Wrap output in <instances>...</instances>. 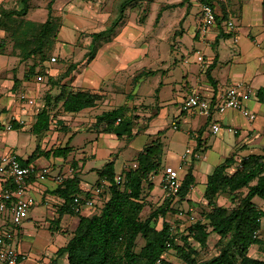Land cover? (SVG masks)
Segmentation results:
<instances>
[{
	"label": "rangeland",
	"instance_id": "rangeland-1",
	"mask_svg": "<svg viewBox=\"0 0 264 264\" xmlns=\"http://www.w3.org/2000/svg\"><path fill=\"white\" fill-rule=\"evenodd\" d=\"M49 1L0 0V79H8L12 75L16 76L23 64L26 66L25 72H29L31 77L45 76L46 82L48 81L47 87L45 90H41V93H44L43 99L45 101L47 97L51 99L50 107L54 116L52 124H56V127L52 128L53 130L51 129V132H48L46 136V138L49 136L48 144L50 143L52 148L62 146L67 143L66 140L70 136L74 137L71 143L74 145L72 146L73 152L68 154L73 166L71 165L69 169L72 167L74 172L79 162L81 165L84 163L82 176L86 187L94 186L98 178L97 169L103 168L110 160L116 159L115 164L118 170L122 168L124 163H127V167H131L142 144L159 139L164 154L161 169L143 185L142 197L145 200V207L141 212V218L146 219L150 213L166 201L162 189V178L168 167L177 169L183 174L191 165L195 168L201 166L206 174V171L209 170L207 167L210 168V166L218 163L224 153L225 144L228 142L222 133L213 134L207 130L204 135V138H207L205 157L193 160V151H191L186 162L181 164L182 154L193 146L190 143L193 141L187 134L188 126L185 123L180 129H175L172 126L175 120H179V118L175 119L174 115L181 111V103L184 99L182 100L183 96L180 95L173 102L161 107L158 106V91L161 93V98L167 99L174 90L181 89L183 81H190L191 83L197 81L200 72V63L197 61L196 54L197 48L206 54L207 62L219 56L220 60L215 64L216 66L214 65L215 76L226 77L230 74L232 78L243 79L246 77L245 80L251 81L253 75L256 74L252 85L257 87L259 78L264 72L262 71L264 69V9L261 7L260 10L261 4L258 1L246 5L244 3L246 0L240 2L238 0H216L214 6L220 7L223 12L226 2L234 7L232 11L234 10L237 14L232 13L231 17L235 28L240 30V39L236 42L234 37H229L222 39L220 44L214 45L213 43H203L194 38L199 24L197 14L199 7L194 0H134L132 6L127 9L123 23L119 24L112 33L107 34V43H111L107 47L109 49L102 51L103 54L108 55L106 57H127V59L122 60V64L128 68L116 76V71H113V68H107V65L105 66V63L101 61L102 57L97 61L93 60L87 66L84 62L86 61L85 54L91 41V34L107 29L113 24L124 0H56L53 6V23L58 25L56 29H60L62 26L63 28L59 32L58 39L56 40L54 36L45 46L46 60H43L40 54L22 59L23 54L27 52L25 50L34 47L35 41L33 39L37 32L35 25L32 26L33 24L30 25L27 22L30 21L39 26L46 21ZM241 2L244 4L245 13L248 11L251 16L252 20L248 22L251 26H247L248 23L244 19L245 13H240ZM25 7L27 8L26 11ZM24 11V14H20ZM159 12H161V16L157 19ZM226 14V12L223 13L225 17ZM22 31L26 33L23 34ZM52 33L55 34L56 32L53 30ZM54 55L58 57V60L55 63H50L49 58ZM33 64H35V69L30 70ZM49 71L54 72L55 75L50 77ZM167 71L169 72L168 75ZM106 73L110 75H107V79L103 80L99 91H106L108 95L101 96L105 100L98 104V107L93 110L95 112L73 115L64 119L70 124H65L64 121L58 122V115L62 108L61 101L57 96L63 88L66 91H69V88H87L86 86L93 85L92 80L97 82L98 74L103 76ZM68 74H72L71 82L74 83L78 80L77 77H85L84 85L62 83ZM201 75L202 78H206L205 73H201ZM221 81L224 84L226 79L222 78ZM29 82H31L30 85L38 83L37 80ZM161 85L164 87L162 90L161 88L158 89ZM129 93L132 95L127 98ZM41 96L40 94L33 96L38 106L41 105ZM123 101L130 104L132 119L136 120L132 124V135H134V130L139 133L133 139H128L129 135L113 139V137L99 134L98 131H90L96 129L91 120L96 112L116 109L115 106L123 104ZM253 103L255 107L257 105L254 110L258 113L257 119L252 123L256 129L255 137H250L249 140L245 137V149L247 150L244 151L243 148L236 147V151L230 153V155L236 156L237 163H240L244 154H250V152L261 154L263 151L264 109L259 107L257 101H253ZM62 112L64 113V111ZM145 112H149L148 115L151 118L141 115ZM197 119H201V117L197 116ZM244 119L243 116L238 117L239 121L244 122ZM149 122L150 125H148ZM157 130H162V133L153 132ZM30 131V128H27L25 132L18 133L16 131L19 134V139L14 140V143L18 153L23 157H26L35 146H38V142L34 141ZM152 133L154 134L152 135ZM10 134L11 139H13L15 134L12 132ZM232 138L234 142V135ZM4 146L3 140L0 138V149ZM242 150L243 153H241ZM84 156H88L85 162L82 160ZM48 161L49 159L46 157H41L40 160L38 158V164L41 165ZM235 166L231 167L229 172H234ZM48 182L52 183L51 180ZM151 182L154 187L150 188ZM43 184L46 185L47 183H41L39 186ZM201 186L202 192H204V185H198L197 190L199 191L196 192V195L191 194L192 199L190 195L185 199H181L179 196L178 199L170 203L166 216L160 215L153 218L151 226L160 230L166 221L171 229V234L176 236V243L183 245L182 236L188 234L187 228L198 220L206 222L203 212L211 209L202 193H199ZM245 192L246 189L235 197L222 193L218 196L217 202L231 209L239 203ZM50 201L53 203V199L50 198ZM254 201L259 208L264 209L263 199L255 197ZM44 206L40 205V209H44ZM99 211L98 205L95 212L98 213ZM36 214L38 213L36 212ZM30 217L27 219V222H30L29 226L22 229L25 233L24 246L41 250V241L38 234L36 235L34 232L37 229L43 230L38 226L34 228L36 218ZM33 217L37 216L33 215ZM46 231L48 230L46 229ZM73 232L74 230L66 229L64 231L67 233L65 237L70 238ZM40 239H43L42 235H40ZM188 240L196 248L197 256L201 260L208 259L219 252V235L215 232L210 234L206 247L199 246L191 238ZM145 242L146 238L139 235L135 251L139 253ZM248 254L264 259V252L260 250L258 245H253ZM164 256L175 264H185L175 248L167 250Z\"/></svg>",
	"mask_w": 264,
	"mask_h": 264
},
{
	"label": "trees",
	"instance_id": "trees-1",
	"mask_svg": "<svg viewBox=\"0 0 264 264\" xmlns=\"http://www.w3.org/2000/svg\"><path fill=\"white\" fill-rule=\"evenodd\" d=\"M133 1L124 0L122 2L117 18L109 28L91 34V41L85 54L87 63L93 60L100 47L107 43V34L112 33L119 24L123 23L127 9L132 6ZM204 1L209 2L216 13V6H214L216 0ZM55 2L56 0H50L48 3L46 21L39 26L36 23L27 22V24H33L32 26L35 25L37 32L34 34V47L25 50L27 52L23 54L22 59L40 54L42 59L46 60L44 48L54 36L56 40L58 39L61 30V28L56 29L58 25L53 23ZM25 11L20 14H24ZM197 14L199 18V12ZM160 16L161 12H159L157 19ZM220 17L216 13L215 25L226 24L225 15ZM53 30L56 32L55 34L52 33ZM22 32L23 34L26 33ZM21 47L24 49L23 46ZM31 69H35V64L30 67ZM206 74L209 80L215 84L216 82L211 76V66L206 70ZM25 75L29 77L30 73L25 72ZM16 82L17 78L15 77V84ZM216 95L217 93L212 99L214 103L217 101ZM101 96L100 93L87 89L71 88L66 91L63 88L57 97L62 102L64 112L74 113L95 106ZM257 97L260 102L264 103L263 87L257 90ZM49 98L47 97L44 106L38 111L37 119L31 128L34 134H41L50 128L51 99ZM133 120L132 116L124 115L123 107L120 106L98 114L94 126L101 128L102 131L116 133L118 136L125 133L131 135ZM158 133H162V131ZM201 146L200 143L199 147ZM72 149L70 142L46 151L38 145L29 157L23 159L19 156V158L23 165H29L42 155L67 157ZM162 157L163 146L161 141L156 139L144 146L131 167L116 172L115 160L113 159L99 169V179H106L108 183L98 197L102 201L99 207L100 211L88 216L80 215L76 229L66 244L59 248L58 255L65 253L68 264H175L164 256L167 250L175 248L185 264H264V259L248 254L253 245H258L260 250L264 252V224L262 226L259 220L264 219V209L259 208L254 201L255 197L264 200V155L262 153L244 155L240 163L238 162L239 164L236 162V156L231 155L221 164L215 166L207 177L204 191V198L211 207L210 210L203 212L206 222L198 220L192 223L187 228L188 234L182 236L183 245L176 243V236L171 234V229L166 221L160 230L151 226L153 218L160 215L166 216L172 202L171 199L166 198V201L150 213L146 219L141 218V212L145 207V200L142 197L143 185L150 179L152 173L157 174L158 170L161 169ZM234 166L235 171L229 172V169ZM118 174L125 178L121 184L115 181ZM61 175L63 179L59 182L55 192L65 197L66 203L65 206H62V210H69L73 214L77 213L73 209L72 203L75 196L81 194L79 193L81 182L79 173L73 172L72 177H66L63 173ZM194 182L195 178L190 170L182 180L179 193L181 199L187 197ZM151 187H154L152 182L150 183ZM245 189L246 192L240 198L239 203L231 209L218 204L217 198L220 194L227 193L235 197ZM259 227H262V231L259 236L255 237L254 234ZM212 232L219 235V252L208 259L201 260L197 256L196 248L191 245L188 239L191 238L199 246L206 247ZM139 235H143L146 242L138 253L135 251V247ZM48 264H57V262L51 260Z\"/></svg>",
	"mask_w": 264,
	"mask_h": 264
},
{
	"label": "crops",
	"instance_id": "crops-1",
	"mask_svg": "<svg viewBox=\"0 0 264 264\" xmlns=\"http://www.w3.org/2000/svg\"><path fill=\"white\" fill-rule=\"evenodd\" d=\"M243 1V0H238ZM255 1L260 2V10L261 7H263L264 9V0H246V2L244 1V3H246V5L249 4H254ZM243 5L241 2L240 5V13L243 14L245 13V9L243 10ZM88 7V6H87ZM216 13L218 16L223 15V10L216 6ZM232 9H234V7L232 5H230L229 2L225 3V9L224 11L227 13L226 14V21L232 16V13H236L234 12V10L232 11ZM242 16V15H241ZM220 17V18H221ZM244 19H246L247 23L251 22V16L249 14L248 11H246V13L244 14ZM243 19V21H244ZM224 24V25H222ZM264 25V24H263ZM247 26H251L249 23L247 24ZM63 26L61 27L62 30ZM60 30V32H61ZM239 28H235V29H229V27L227 26V22L225 23H221V24H217L214 27H212L210 29V31L208 32V34L205 36V38H202L199 34L198 31V27L196 30V33L194 35L195 39H199L201 40L203 43L209 44V43H213L214 45H218L220 44L222 39L225 38H229V37H234L235 41H239ZM223 35H220V34ZM60 35V33H59ZM221 36V37H220ZM111 43H106L104 44L102 47H100V49L98 50L95 58L93 60H98L100 57H102L103 63H105L104 65L107 68L110 69H114L113 71H116L115 74L116 76H118L117 74H119V72L122 71H126V69L128 68V66H124L122 64V60L123 59H127V57H123V56H115V57H106L108 55L103 54L104 52L102 51H106L109 48H107L108 46H110ZM197 51H201L204 55L205 58V62L203 65L200 64V72H199V76L197 77V81L195 83H191L190 81H183L182 85H181V89H176L172 92V94L169 95V97H167V99H163L160 96V92L158 91L157 94V98H158V106L163 107V105H166L170 102H173L174 99H176V97H179L180 95H182V100L187 98L190 94L192 93H198L199 95L208 98L210 100L213 99L214 94L217 93V103H219L222 100L223 95L225 94L227 88L232 85L233 83L236 82H245L250 84L253 89L255 90V94L253 95L252 99L249 101H246L244 103L245 107L250 110L251 112L255 113L256 115V119L258 117V113L256 110H254L255 108H257V105L255 107V104L253 103V101H257L259 104L260 108L264 109V103L260 102L258 100L257 97V90L261 87L264 88V72L261 74V77L259 78L258 81V86L254 87L253 81L256 78V74L253 75V79L251 81H247L245 80L246 77H243V79H240L238 77H234L232 78L230 76V74H228L226 77H219V76H215L214 75V68H215V64L220 60L219 56H217L216 58H214L213 60H208L209 62H207V56L206 54L203 52V50L201 49H196ZM101 52V53H100ZM103 55V56H102ZM56 56V55H54ZM130 56V55H129ZM57 57V56H56ZM131 60L132 57L130 56ZM58 60V57H57ZM93 60H91L89 63H87V60L84 62L87 65H89L90 63L93 62ZM57 62V61H55ZM55 62H50V63H55ZM215 65V66H214ZM211 66V76L212 78L215 80V84H213L207 74H206V70L208 69V67ZM79 67V65H78ZM26 66L25 64H23L21 66L20 72L18 74H16V76L9 77L8 79H0V118L7 120L9 118V116L11 114H15L16 116L20 117L23 121H25V123L23 125L19 124L18 122L14 123V128L12 130H6L4 128H0V138H2L3 140V144L5 145L4 148L0 149V157L3 154L6 153H10V152H15L17 153L20 157H22L23 159H26L27 157L30 156V154L35 150V148L32 150L31 153H29L26 157H23L22 155H20L17 151V146L14 143V140H18L19 139V132H25L27 130V128H32L33 124L35 123L36 119H37V114L38 111L42 109V107L44 106L45 100L43 99L44 93H41V90H45L47 87V82L45 80V76H29L27 77L25 75V70ZM119 70V71H117ZM264 71V69L262 70ZM49 75L50 77H53L55 75L54 72L49 71ZM168 75V71L166 72ZM201 73H205L206 78H202ZM259 73V72H258ZM73 74V73H72ZM72 74L71 75H67V77L65 78V81H62V83H68L69 85L71 84H77L79 83V85H84V78L82 76H79V78L77 77V81L76 83L71 82L72 79ZM107 75L110 74H104L103 76H101V74H98V80L97 82L93 81V85L92 86H86L87 90L93 91V92H98L101 95H108V92L106 91H99L100 85L103 82V80L107 79ZM260 76V75H259ZM258 76V77H259ZM15 77L17 78V82L15 84ZM223 79H226V82L223 84L221 83ZM32 80H37L38 83L33 85H30ZM45 80V81H44ZM44 81V82H43ZM96 82V83H95ZM250 82V83H249ZM41 83V84H40ZM97 86V87H96ZM96 87V88H95ZM164 89L163 85H161L158 89ZM71 89V88H69ZM166 89V88H165ZM25 92L27 93L29 96H31L32 98H34L33 96L39 95L42 96L41 98V105L38 106L37 105V101L35 100V103L31 106H26L23 107L20 100H19V95ZM129 95L131 96L132 94H128L127 98L129 97ZM163 99V100H162ZM104 97H101L100 100L97 101V104L93 107H88L85 108L83 110H81L80 112H62L64 111L62 108V102H61V108L62 110L60 111V114L58 115L59 117V122L64 121V119H68L69 117L73 116V115H81L83 113H94L95 111H93L94 109H96L98 107V104L103 102ZM184 101V100H183ZM182 101V103H183ZM182 103H181V111L177 114L174 115V118L177 119L179 118V120H175L173 122L177 124V128H175L172 124V126L175 129H180L183 124L185 123L187 127V134L188 136L192 139L193 142L190 141V143L193 144V146H191V148L193 149V154H192V159H200L205 157L206 155V149H207V138H204L205 132L207 130H210V126L213 122H218L222 125V129L220 131V133H222L223 137H225L226 139H228V142L225 144L224 147V153L222 154L220 160L218 161V163H216L213 166L207 167L209 170L206 171L207 173L205 174V171L202 170L201 166H198L197 168L193 167L192 165L183 173L181 174V172H179L180 178L181 180H183L184 176L191 170L192 174L194 175L195 178V182L189 192L188 195H190L191 198V194L192 195H196V192L199 191L197 190V186L198 185H204V187L206 188V183H207V177L208 175L213 171V169L215 168V166L221 164L227 157L231 156L230 153L232 151H236V147H241L245 150L246 147V142L245 141V137L250 138V137H255L254 136V132L256 131L255 127L252 125V123L256 120L250 121L248 120L245 116H243V114L237 110H227L224 113H218V112H214L213 115L211 117H206V116H200V115H195L192 114L190 112H186L182 110ZM123 107V111H124V115L125 116H132V107L130 106L129 103H127V101H123V104L119 105V106H115V107ZM104 111H108V110H102L101 112H96L93 117L92 120V124H95L96 121V116L98 114H101ZM50 113V125H49V129L47 131H44L41 134H34L32 132V130L30 131V134L32 136V138L34 139L35 142H38L37 145L40 146V148L42 150H50L52 148L51 144H48V138H46V136L48 135V132H51V128H53L56 124H52L53 122V114H52V109L50 107L49 110ZM149 112H145V114H141L144 117H149L151 118V116L148 115ZM140 114V113H139ZM197 116H200L201 119H197ZM244 117V122L241 120H238V117ZM79 119V118H78ZM151 120V119H150ZM246 121V122H245ZM133 122L135 123L136 120H133ZM65 124H70L68 122H65ZM74 124V123H73ZM93 124V125H94ZM148 125H150V122L148 123ZM53 130V129H52ZM18 131V133L16 132ZM90 131H98L99 134H103L104 136L107 137H113V139H116L117 137H127L128 134H122L121 136L116 135V133L113 132H106V131H102L101 128H96V129H91ZM159 131L162 130H157L156 132L153 131L154 133H158ZM15 134L14 138L11 139V134L10 133ZM139 133L137 130H134V135H132V137H130L131 135H129L128 139H133L135 137V135ZM152 133V135L154 134ZM115 135V136H114ZM234 135V139L235 141L233 142V138L232 136ZM74 137H69L66 141L70 142L71 146L72 145V140ZM249 140V139H248ZM204 141V142H203ZM148 143V142H147ZM144 143L141 146V149L139 150V152H141L144 148V146L147 144ZM200 143L202 144L201 147ZM240 145V146H239ZM243 150L241 151V153L244 152ZM73 152V151H71ZM70 152V154H71ZM200 153L202 154L201 157H198L197 154ZM254 153V152H250ZM184 154V153H183ZM182 154V155H183ZM249 154V153H248ZM260 154V153H258ZM138 155V154H137ZM136 155V157H137ZM247 155V154H244ZM164 156V154H163ZM41 157H46L49 159L48 162H45L44 164H38V158L40 160ZM136 157L134 159H136ZM32 164L38 166V167H44V166H49L51 168V173L48 176L47 179L43 180V181H39V180H35L34 178H32L30 180V191L32 192V194L35 196V198L37 199L38 203L36 205H34L28 212L26 218L23 220V222L16 226L13 222L12 219V212L10 211H5L3 213L0 214V230H8V231H13L14 232V236H15V240H14V244L18 247V249L22 252V254L24 255V258L21 259V261L19 262V264H40L42 262H47L49 263L51 260H55L57 262V264H68L67 263V259H66V254L63 253L61 255H58L57 251L59 250V248L63 247L66 242L71 238H66L65 235H67V233H64V231L66 229H71V230H75V228L77 227L79 220H80V215L82 216H88L91 215L93 212L96 211L97 209V204L99 205V207L102 204V201H100L101 199L97 196L95 198V204L94 207H88V206H84L81 211L80 214L76 215L75 213H71L69 210H62V206H65L66 200L65 197L61 196L60 194L55 192V189L59 186V182L56 180V175L57 174H61L63 173L66 177H72L73 175V171L69 172V167L73 164L69 158L70 155H68L67 157H54L53 155L50 156H46V155H42L40 157H38ZM53 159V161H51V159ZM88 158V156H84L83 157V161L85 162L86 159ZM188 158V156H187ZM187 158L184 160L181 156L182 159V163L186 162ZM113 160V159H112ZM115 163H116V159ZM135 161V160H134ZM133 162V161H132ZM134 163V162H133ZM162 163H163V159H162ZM127 163H124L122 165L121 169H117L116 164L115 166V170L116 172H121L124 168L127 167L126 165ZM180 164V165H181ZM59 165H62L59 167ZM84 165V163H83ZM83 165L80 164L78 167H76V169H74V172H78L79 176L81 178V182L79 184V188L80 191L79 193H84L86 190L93 188L94 186H97V184L101 181V178L99 179V175L97 180L94 183V186H88L86 187L85 184L83 183V176H82V171H83ZM126 165V166H125ZM133 165V164H132ZM135 165V164H134ZM73 166V165H72ZM75 168V167H74ZM169 168V167H168ZM101 168L97 169V174H98V170ZM153 175L155 174H151L150 178H153ZM49 180H51V184L48 182ZM99 180V181H98ZM47 181V182H45ZM41 183H47L46 185H41L39 186ZM8 183L4 182L1 174H0V190H2L5 186H7ZM90 187V188H89ZM201 191L199 193H202V195L204 196V192H202V186H201ZM205 191V189H204ZM195 192V193H194ZM198 194V193H197ZM187 195V196H188ZM50 198L53 199V203H51ZM192 199V198H191ZM48 201L47 204H45L44 202ZM40 205H45L44 209H40ZM39 209V210H38ZM36 212L38 214H36ZM33 215H36L37 217H33ZM31 216L30 218H36L35 219V224L33 225V227L35 228V226L41 227L43 231H40L39 229H37L34 234H38V238L41 241V250L40 249H33L32 247H28L26 248L24 246V231L22 230L23 227H27L29 226L30 222H27V219H29L28 217ZM46 229L48 231H46ZM63 231V233H62ZM40 235L43 236V239H40ZM70 236V235H68Z\"/></svg>",
	"mask_w": 264,
	"mask_h": 264
},
{
	"label": "built area",
	"instance_id": "built-area-1",
	"mask_svg": "<svg viewBox=\"0 0 264 264\" xmlns=\"http://www.w3.org/2000/svg\"><path fill=\"white\" fill-rule=\"evenodd\" d=\"M194 1L199 7L198 31L200 36L205 38L210 29L215 25L216 13L209 2L204 0ZM227 26L229 29H235L232 17L227 20ZM196 54L197 61L203 65L205 62L203 53L197 51ZM51 61H57V57L52 56ZM255 93V90L250 84L236 82L227 88L219 103H217L218 101L214 103L212 100L205 98L198 93H192L184 99L182 110L195 115L206 116L208 118L211 117L214 112L224 113L227 110H237L248 120L253 121L256 119V115L248 110L244 103L251 100ZM19 100L23 107L31 106L35 103V99L25 92H22L19 95ZM16 122L21 125L25 123V121L15 114H11L7 120L0 118V128L12 130L14 128V123ZM173 126L177 128L176 123H174ZM210 129L213 134H218L222 129V125L218 122H213ZM191 151H193V149L189 147L182 155V158L185 160ZM262 154L264 155V146ZM197 156L201 157L202 154L198 153ZM134 166H136V164ZM69 171H73V168L71 167ZM50 173L51 168L49 166L38 167L34 164L23 165L19 155L15 152L3 154L0 157V174L4 182H7L8 185L0 190V214L5 211L12 212L14 224L16 226L20 225L26 218L29 210L38 203L37 199L30 191V180L34 178L35 180L43 181L48 178ZM55 178L58 182H61L63 179L61 174H57ZM115 181L121 184L125 181V178L123 175L118 174L115 177ZM107 185L108 183L106 179H103L99 185L75 196L72 203L73 209L77 213H80L85 205L88 207H94L95 198L103 192V189ZM181 185L182 180L179 171L170 167L167 168L164 171L162 178V189L165 197L171 199L172 202L178 199ZM44 203L47 204L48 201H45ZM259 220L260 224L263 226L264 219L261 218ZM261 231L262 227H259L254 236H259ZM14 235L13 231L0 230V264H19L21 259L24 258L22 252L14 244ZM40 264L48 263L44 261Z\"/></svg>",
	"mask_w": 264,
	"mask_h": 264
}]
</instances>
